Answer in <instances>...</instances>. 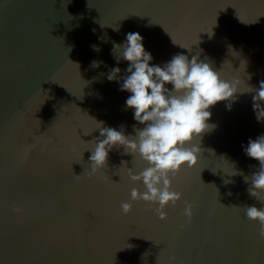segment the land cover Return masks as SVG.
Listing matches in <instances>:
<instances>
[{"label": "water", "instance_id": "obj_1", "mask_svg": "<svg viewBox=\"0 0 264 264\" xmlns=\"http://www.w3.org/2000/svg\"><path fill=\"white\" fill-rule=\"evenodd\" d=\"M129 32L151 63L200 50L222 78L264 81V0H0V264H264L260 224L245 214L264 205L244 180L259 162L242 145L264 134L253 93L210 107L196 164L169 176L181 195L164 219L130 199L145 190L127 175L147 167L138 155L113 147L89 172L98 122L132 137L143 127L106 78L124 74L111 49Z\"/></svg>", "mask_w": 264, "mask_h": 264}, {"label": "clouds", "instance_id": "obj_2", "mask_svg": "<svg viewBox=\"0 0 264 264\" xmlns=\"http://www.w3.org/2000/svg\"><path fill=\"white\" fill-rule=\"evenodd\" d=\"M93 48L98 50L95 45ZM182 48L191 51L190 48ZM111 54L117 62L121 59L127 61V67L123 75L119 67H112L106 78L110 82L115 80L120 91L129 93L125 108L132 110L133 120L143 127L136 129V135L132 137L98 122L96 129L100 130V135L90 150L89 172L94 174L106 166L108 153L113 147L123 146L126 153L138 155L147 167L138 174L128 168L127 175L131 181L141 182L145 190L140 192L133 188L130 199L158 205L155 211L160 219H164V208L169 203L175 204L181 195L171 190L169 176L182 166L196 164L200 148L198 143H193L194 136L214 127L208 123L210 107L225 101V107L230 110L238 99V92L253 93L254 117L257 122H264V81L256 88L244 82L247 86L245 89L241 86V78H222L220 71L199 58L200 50L191 59L184 53H176L160 65L151 63L152 54L145 49L143 37L138 32L126 33L124 41L119 44L114 42ZM100 63L93 61V66ZM242 149L248 157L259 162L258 170L250 177L244 176L246 183L250 181L247 191L249 195L264 201V134L255 139L249 138ZM228 174L235 175L237 172L233 170ZM224 182L227 184L231 181L225 179ZM120 208L127 214L131 204L121 203ZM191 209L192 205L186 203V217H191ZM245 214L247 218L259 222V235L264 238V205L259 208L248 205Z\"/></svg>", "mask_w": 264, "mask_h": 264}]
</instances>
